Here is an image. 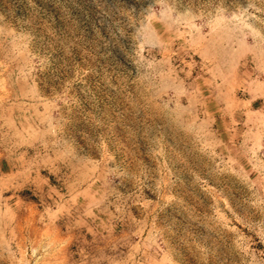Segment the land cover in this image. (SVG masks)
I'll use <instances>...</instances> for the list:
<instances>
[{
    "label": "rangeland",
    "instance_id": "374dc122",
    "mask_svg": "<svg viewBox=\"0 0 264 264\" xmlns=\"http://www.w3.org/2000/svg\"><path fill=\"white\" fill-rule=\"evenodd\" d=\"M55 200L112 264H264V0H0V264Z\"/></svg>",
    "mask_w": 264,
    "mask_h": 264
},
{
    "label": "crops",
    "instance_id": "0c3cea01",
    "mask_svg": "<svg viewBox=\"0 0 264 264\" xmlns=\"http://www.w3.org/2000/svg\"><path fill=\"white\" fill-rule=\"evenodd\" d=\"M55 202L61 209L54 214V221L44 220L37 228L33 224V250L38 256L47 254L41 259L47 261L46 264H73L72 256L80 254L84 255V264H112L113 251L125 252L128 257L130 235L132 243H135L133 239L135 234H130L129 231L120 235L114 234L111 229L115 223L105 220L104 217L105 212L107 215L111 214V208L104 200H55ZM63 211H69L71 219L65 217ZM83 216L88 219L82 221ZM131 248L134 252V244ZM97 255L100 258H97Z\"/></svg>",
    "mask_w": 264,
    "mask_h": 264
}]
</instances>
